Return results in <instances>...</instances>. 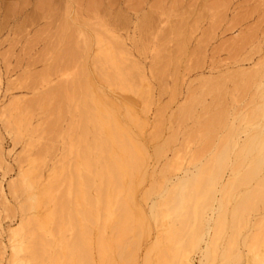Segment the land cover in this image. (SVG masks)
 I'll return each instance as SVG.
<instances>
[{"label":"rangeland","instance_id":"1","mask_svg":"<svg viewBox=\"0 0 264 264\" xmlns=\"http://www.w3.org/2000/svg\"><path fill=\"white\" fill-rule=\"evenodd\" d=\"M63 1L66 0H59V4L62 6L60 5L61 7L57 8L59 7L56 6L58 0H54L56 6L54 7L57 9L56 13L58 15L53 10L51 19L56 23H53V21L49 23L51 19L48 18L47 23L51 24L49 26L45 22L44 14H41L42 17L39 14L42 11L37 13L39 11V5H37L39 0H3L4 4L0 0V21L5 17V13L8 12L10 7L12 9L10 8L9 11H16L15 8L20 10V6L23 7V2L29 5L24 6V9L28 11L23 19L28 15L27 20L28 18L31 21L34 19V22L36 20V23L31 24L29 27L11 24L7 28L4 26V29H2L0 26V182L4 187V198L0 193V250L2 253V257H0L3 258L2 260L0 258V264H8L11 253L10 231L19 226L21 218L24 215H46L54 210V201H47L43 205L44 207L42 206L43 208L23 211L21 207L26 198L34 194H36L34 197H39L41 195L39 191L44 186L43 183L47 184L53 180L55 181L56 178L54 177L63 176L64 183L65 181L70 182V178L76 181L75 167L79 165L81 175L85 172L84 167L78 163L79 160L77 161L76 156L80 153V149L81 152L84 151L83 147L85 145H92L90 143L92 136L87 135L85 137L83 132H80L79 112L76 108L77 98L73 93L75 91L73 82L76 80L75 76L79 75L80 66L90 64V60L80 49L81 43L77 44L79 40L78 33L81 30L87 31L89 25L93 26L92 22L94 21L91 16L94 14V7L97 11L103 10L107 4L106 2H112V0H98L100 5L97 0H93L94 5L92 0H77L74 8L77 10L78 22L82 23L81 27L75 26V29L72 25L75 30L73 31L71 28L67 33L65 32L68 36L65 34L67 37L62 39L61 36L64 37V33L60 36L58 32L61 31L57 32V30L61 23L59 20L64 15H60L63 12L61 9L65 10L66 8ZM88 1H92L91 6L90 4L89 6L93 9L88 8ZM142 1L121 0L118 3L120 6H118L123 12L126 8V13L132 14L133 9H139L138 5ZM101 2H104V4L101 5ZM127 2L131 3L128 4ZM39 4L41 5V2ZM141 4H144V6H141L142 8H145L146 5V11L157 9L162 12V18H166V20L163 19L164 23L161 24L163 31L158 38L160 41L158 44L162 50L160 57L154 56L153 48L158 44L154 45L150 43L151 41L147 45L150 46L153 52L150 53L151 50L146 51L145 55H139L137 49L133 45H129V47L133 46L132 48H134L135 60L145 69L146 73L144 74L148 80L146 81L149 82V89L152 90L150 99L147 102L135 98L134 95H128L133 99H138L141 108L147 107L150 122L143 133L149 155L148 173L146 172V177L140 184L135 182V185H137L135 186L134 205L133 202L130 203V208L132 207V212L135 211L133 213L136 217V211L139 209L142 211L143 217L146 219H144L146 224L145 233L141 234L139 230H136L130 232L131 234L128 233L130 236L127 234L117 240L112 230V222L107 221V223L103 220L104 215L108 213L106 218L109 216V209L102 205H100L102 207L98 206L97 215L99 218H103L102 221L100 220L102 223H97V227L99 225L100 230L106 228L105 231L101 230V232L103 231V234H106L105 237L107 236L106 238L110 243L114 244L115 242L114 245L111 243L115 247L112 246L111 252V256L115 260L113 259L114 262L108 264H126L125 262L129 258H125L124 262V258L122 259L120 255L127 253L128 249L132 251L126 257L131 258L133 256L134 263L132 264H144V259L150 251V256H156L153 249L157 245L158 236L161 235L160 238L164 240L163 238L166 237L170 227L174 229L181 226L180 220L174 215L169 217L157 215L158 210L162 209H160L162 207L160 204L165 193L166 180L175 179L179 173L177 170L175 171L177 164L181 165L182 163L184 167L190 165L193 168L194 164L205 161L225 136L224 123L233 121L235 117L239 118L240 114L247 113L253 107L252 100L257 93L256 85L262 78L261 73H253V70H257L261 64H264V0H144ZM34 9L38 11L35 10V12ZM91 10L93 13H91ZM99 13L101 14V11ZM45 14L48 15L47 12ZM39 15L41 21H38ZM57 16L61 18L56 19ZM37 21L40 23L38 24ZM58 21L59 24H57ZM55 25L58 27H55ZM233 25L237 28H231ZM193 26L197 30H194ZM188 28L192 30L189 31ZM230 28L234 30H229ZM129 32V35L132 36L133 28ZM55 34H58L61 39L56 38L58 35ZM188 35L191 36L187 37ZM251 36L253 39L248 40L247 38H251ZM186 37L187 42L192 44H186L185 51H182L178 49L179 43L186 40ZM45 38L51 40L44 41ZM147 38L153 40L152 36L148 35ZM128 43L131 44V41H128ZM68 48L70 50L73 48L72 50H77L78 53L71 57L66 53L69 52ZM60 85L68 86L60 96L46 99L41 97L48 89H56ZM122 94L126 96V94ZM16 107L17 109H15ZM9 114H12V117L18 116L24 120L21 122L23 125L20 127L19 137H16L4 122ZM219 116L221 120L217 119ZM27 120L32 123L31 128H29V124H27L28 126L24 125L28 123L25 122ZM24 126L26 127L24 128ZM83 136L85 140L82 138ZM89 155L93 160L96 158L94 152H90ZM32 159L38 162L36 167L39 170L41 169L43 182L33 192L22 189L18 193H14L10 188L12 183H20V173L22 170L29 168V161ZM62 169H65L64 173ZM68 169L69 171H67ZM47 178L51 180L49 181ZM89 191L95 195L93 189ZM70 205H68V208L73 209V204ZM228 206L227 211L229 212L232 204ZM261 206L260 208L263 207ZM262 212L254 213L256 215L248 218H241L242 220L235 219L231 215L228 216L226 222L229 226H232L233 223L240 226L241 223L245 222L243 227L240 226L242 228L239 227L242 231H239L236 237L235 242L238 246L233 247V253L243 248L242 241L247 232L249 235L252 234L248 225L249 227L253 224L258 225L262 221L260 224L262 228H259L264 233V210ZM250 221L254 223L252 224ZM205 224H202L204 232L207 229ZM102 225L103 227H100ZM52 228L53 225L50 224V230ZM230 231L232 229H228L225 238H222L223 236L220 238L224 240V242L220 240L222 247L228 243L229 235L232 234ZM251 231L255 232L256 229H251ZM65 234L67 238L72 235L70 231H66ZM47 238L51 239V234H48ZM161 239L158 241L161 242ZM240 239L241 242L239 243ZM114 240H117V242ZM162 242L165 243V241ZM162 242L161 245H164ZM221 246L220 248H222ZM56 247V244L52 243L51 252L56 251ZM220 248L216 257H210V260L204 259V263L233 264L230 263L232 257L224 258L220 253ZM200 256L195 254V264H199ZM44 264H48V262H44ZM97 264L101 263L98 262ZM103 264H106V262ZM171 264H177V262Z\"/></svg>","mask_w":264,"mask_h":264},{"label":"bare ground","instance_id":"2","mask_svg":"<svg viewBox=\"0 0 264 264\" xmlns=\"http://www.w3.org/2000/svg\"><path fill=\"white\" fill-rule=\"evenodd\" d=\"M1 1L4 4L3 0ZM94 1L92 2L93 5ZM117 1L113 2L112 0L115 7L112 2L107 1L103 10L98 11L92 5L94 7V14L91 16L94 21L92 22L93 26L88 24L87 31L81 30L78 33L79 40L77 44L81 43L80 49L90 60L89 65L84 64L80 68L78 67L79 75L75 76L76 80L73 82L75 91L72 90L77 98L75 99L77 100L76 108L79 112L80 132L82 131L85 137L87 135L92 136L91 142L89 141L92 145L89 146V142H86L88 145L83 147L84 151L81 152L80 149V153L76 156L77 161L79 160L78 163L84 167L85 172L82 171L84 174L81 175L78 165L75 167V173L77 174L74 173L77 175L76 181L70 178V182L65 181V184L62 180L63 176L54 177L56 178L55 181L53 180L47 184L43 183L44 186H41L39 197H34L36 195L34 194L26 198L21 207L23 211L36 210L45 205L47 201H54L55 207L50 214L24 215L19 226L10 231L11 253L8 264H44V262H48V264H97L98 262L103 264L106 262L108 264L114 262L115 259L111 256V252L115 242L114 244L111 242L112 245L106 238L107 236L105 237L106 234H103L106 228H104L105 230L101 229L103 230L101 232L99 225L97 227V223H102L100 220L102 221L103 218H99L97 215L98 206H105L109 209V216L106 218L107 213L104 215L103 220L112 222V230L117 240L132 231L139 230L141 234L145 233L146 224L143 213L139 209L136 211V217L134 215L135 211L133 213L132 207L130 208V203L134 201L135 186L137 185H135V182L140 184L148 173L149 155L143 133L150 122L147 107L141 108L138 99L147 102L150 99L152 90L149 89V82H147L148 80L144 74L146 73L145 69L135 60L133 49H137L139 55H145L146 51L151 50L150 46L147 45L149 41L154 45L160 43L158 38L163 31L161 24L164 23L163 21L166 18H162V12L157 9L146 11V5L145 8H142L141 6H144L145 3L143 5L141 3L144 0L140 2L141 5H138L139 9H133L132 14L126 13V8H124V13L119 8L120 4H118L121 0ZM39 2H41V5ZM39 2L37 3L39 11L37 9H34V11L37 10V13L42 11L39 14H44L43 17L46 18V21L45 19L44 21L47 25H51L49 24L50 21L56 23L51 19V14H53V10L56 13V6H59L57 8L62 6L59 4V0V5L56 6L54 0H39ZM76 2L77 0L63 1L66 8L64 7L65 10L61 9L64 13L62 12L60 15L64 14V19L63 16L62 18L57 16L56 19L61 18L62 21L59 20L61 23L57 22V24L60 23L59 27L55 25V27H58L57 32L61 31L58 32L60 36L62 33H64V36L72 28V25L74 28L75 26L81 27L82 23L78 22L79 19L77 20V18L79 17H77V10L74 8ZM91 2L87 3L88 6ZM97 2L100 3L98 0ZM24 3L23 7L19 5L20 10L15 8L16 11H9L12 9L9 8L8 12L5 13V17L0 21L2 29H4V26L7 28L11 24L29 27L31 24L36 23L34 19L31 21L28 18L27 20L28 15L23 19L28 11L24 8L29 6L28 3ZM102 3L104 4V2H101V5H103ZM90 6L89 9L92 8ZM158 8L160 9V7ZM56 14L58 15V13ZM48 18L51 19L49 23H47ZM235 23L237 22L235 21ZM234 25L231 28L237 26ZM74 28H72L73 31L76 29ZM131 28H133L132 36L129 35ZM231 28L229 30H234ZM191 30L189 29V31ZM66 35L61 36V38H66L68 36ZM148 35L152 36L153 40L146 39ZM58 36L56 38L59 39L60 36ZM189 36L191 35L187 37ZM187 37L186 40L180 41L178 49L185 51V45L190 43L187 42ZM247 39L250 40L253 37ZM45 40L48 39L45 38ZM128 41H131V44ZM129 45H133L134 48H132L133 46L129 47ZM72 49H69V52L66 53L74 57L78 51ZM153 51L155 57L161 56L162 50L159 44L153 48ZM153 51L151 50L150 53ZM254 72L261 73L262 78L256 85L257 93L252 100L253 107L247 113L240 114L239 118L235 117L233 121L224 123L226 134L205 161L192 164L193 168L189 164V167H184L182 163L181 165L177 164L175 171L177 170L179 173L175 179L166 180L165 193L161 199L162 202L160 201V206L162 205L160 209H162L158 210L157 215L162 217L174 215L180 220L181 226L167 229L169 234L166 232V237L168 235L169 237H164V240L160 238L161 235L158 236V240L161 239L165 243L161 241L164 243V245H161V242L156 239L157 245L156 247L154 245L155 248L153 249L156 259L150 256V251L144 259V264H171L174 262H177V264H195V254H199V256L201 254L199 264H207L208 262L204 263V259L210 260V257H216L221 246L220 240L224 242L220 238L222 236V238H225L228 229H232L230 231L232 234L229 235L228 243L220 248V253L224 258L231 256L232 262L230 263L233 264H264V233L260 229L262 228L260 227L262 221L258 225L256 224L257 226L250 221L253 225H250L251 228L248 225V228L252 234L249 235L248 232L246 234L245 231L246 236L244 238L242 236L244 239H242L243 245L241 243L243 248L239 250H237L239 247L235 248L237 252L234 253L233 247L238 246L235 242L236 237L245 222L241 223L239 220L242 227L234 223L229 226L226 222L229 215L235 219H241L256 215L254 213H263L264 210V64H261L257 70H253ZM67 87V85H60L56 89H48L44 94L42 93L41 97L46 99L60 96ZM128 95H134L138 99H133ZM146 102L145 104H147ZM186 112L188 113V111ZM217 119H220V116ZM22 121L24 120L20 117H12V114H9L4 122L7 128L13 131L16 137H19L20 127L23 125V123L21 124ZM25 122H28V120ZM27 124L31 128L32 123L28 122L24 125ZM84 136L82 138L85 140ZM90 152H94L96 156L94 160L90 158ZM193 157L195 156L193 155ZM73 165L75 166V164ZM36 166H38L37 160L32 159L29 161V168L22 170L20 173V183H12L11 187L9 186L14 193H18L22 189L33 192V190H37L35 188L40 187L38 185L43 182V175L40 172L41 169L39 170ZM65 169H62V172ZM50 178H47V180L50 181ZM90 189L95 191V195L89 191ZM0 193L4 198V187L1 182ZM70 204H73V209L68 208ZM132 204L134 205V202ZM229 204H232V207L228 212L227 206ZM243 221L245 220L243 219ZM203 223H206L207 229L205 232L204 228L202 229ZM50 224L53 225L51 230ZM104 224L106 225V223ZM103 225L100 227H103ZM255 226L256 231L252 232L251 229L255 230L253 229ZM66 231L72 233L70 238L65 236ZM48 234H51V239L47 238ZM117 240L114 241L117 242ZM124 241L126 242V240ZM50 243L56 244V251L51 252ZM130 251L132 250L128 249L129 253L120 255L122 259L124 258V262L125 258H129L125 262L126 264L134 263L133 256L131 258L126 257L130 254ZM1 254L0 250V256L2 257Z\"/></svg>","mask_w":264,"mask_h":264}]
</instances>
